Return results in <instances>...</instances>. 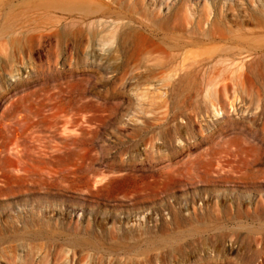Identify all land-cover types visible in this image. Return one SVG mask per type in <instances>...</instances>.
I'll list each match as a JSON object with an SVG mask.
<instances>
[{"label": "rangeland", "instance_id": "374dc122", "mask_svg": "<svg viewBox=\"0 0 264 264\" xmlns=\"http://www.w3.org/2000/svg\"><path fill=\"white\" fill-rule=\"evenodd\" d=\"M0 0V264H264V0Z\"/></svg>", "mask_w": 264, "mask_h": 264}, {"label": "bare ground", "instance_id": "6f19581e", "mask_svg": "<svg viewBox=\"0 0 264 264\" xmlns=\"http://www.w3.org/2000/svg\"><path fill=\"white\" fill-rule=\"evenodd\" d=\"M59 6H65L68 8L80 7L86 13H92L103 9L106 2L103 0H55ZM107 6V5H106Z\"/></svg>", "mask_w": 264, "mask_h": 264}]
</instances>
